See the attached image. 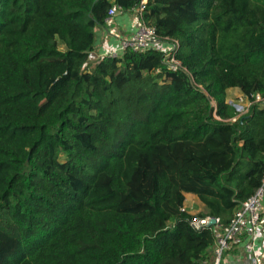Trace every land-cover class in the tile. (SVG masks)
<instances>
[{"label":"trees","instance_id":"trees-1","mask_svg":"<svg viewBox=\"0 0 264 264\" xmlns=\"http://www.w3.org/2000/svg\"><path fill=\"white\" fill-rule=\"evenodd\" d=\"M140 1L0 0V264H211L190 220L227 225L259 187L264 103L228 94L264 100V0H148L189 75L156 50L91 62Z\"/></svg>","mask_w":264,"mask_h":264},{"label":"built area","instance_id":"built-area-1","mask_svg":"<svg viewBox=\"0 0 264 264\" xmlns=\"http://www.w3.org/2000/svg\"><path fill=\"white\" fill-rule=\"evenodd\" d=\"M148 0H141L139 6L133 10L137 13L138 26L134 32L125 38L113 32L110 36L119 40L118 46L107 50L104 57H118L125 51L131 50L135 53H142L147 50H156L163 54L162 63L169 71H188L175 58L178 49V42L169 38H160L153 26L141 22V13ZM126 12L118 5H113L107 13L105 27H110L116 17ZM228 103L238 113V117L245 115L254 104H262L264 100L259 95L246 97L240 95L235 99L228 100ZM213 105V103H212ZM236 122V119H233ZM215 220V224H210ZM190 226L195 230L209 229L214 233V260L211 264H222L226 254L232 251H241L249 259L247 264H264V173L259 187L247 200L242 202L239 208L232 214L227 225H223L218 219L212 217L192 218Z\"/></svg>","mask_w":264,"mask_h":264},{"label":"crops","instance_id":"crops-1","mask_svg":"<svg viewBox=\"0 0 264 264\" xmlns=\"http://www.w3.org/2000/svg\"><path fill=\"white\" fill-rule=\"evenodd\" d=\"M138 24L139 22H138L137 13L133 11V12H127L124 15L116 17L114 23L110 27L108 28L103 27L97 29L95 49L90 54L89 60L91 62H95L103 58L107 50L113 49L118 46L119 40L115 37L110 36L111 34L110 32L117 34L120 39L129 37L134 32ZM228 95H229L228 100H232L240 96L241 93L238 89H230ZM189 196L191 199L194 198L192 199V201L196 200V197L190 194L185 195V199L188 202H190L191 205L196 204L198 209L197 212H200L202 208L201 205L198 202L195 203V201H193L192 204L191 201H189L190 200ZM193 206L189 207L190 210H192ZM190 213L194 214L192 211H190ZM248 262L249 259L246 255H244L241 251L235 250V252L226 254L224 256L222 264H247Z\"/></svg>","mask_w":264,"mask_h":264},{"label":"rangeland","instance_id":"rangeland-1","mask_svg":"<svg viewBox=\"0 0 264 264\" xmlns=\"http://www.w3.org/2000/svg\"><path fill=\"white\" fill-rule=\"evenodd\" d=\"M60 159H61V160H64V155H61V156H60ZM186 197H187V196H186ZM191 197H193V196H191ZM189 199H190L189 201H191L192 204H193V201H195V203L197 202L196 200H193V201H192V199H194V198L191 199L190 196H189ZM185 200H186V199H185ZM186 204H187V207H191V206L194 205L193 208H192V210H190V211H192V212L195 213V214L198 213V212H197L198 209H197L196 204L191 205L190 202H188L187 200H186Z\"/></svg>","mask_w":264,"mask_h":264},{"label":"water","instance_id":"water-1","mask_svg":"<svg viewBox=\"0 0 264 264\" xmlns=\"http://www.w3.org/2000/svg\"><path fill=\"white\" fill-rule=\"evenodd\" d=\"M210 224H211V225H212V224H215V220H212Z\"/></svg>","mask_w":264,"mask_h":264}]
</instances>
